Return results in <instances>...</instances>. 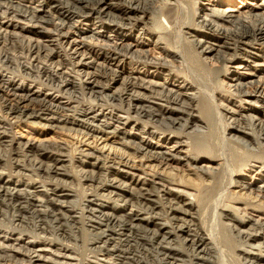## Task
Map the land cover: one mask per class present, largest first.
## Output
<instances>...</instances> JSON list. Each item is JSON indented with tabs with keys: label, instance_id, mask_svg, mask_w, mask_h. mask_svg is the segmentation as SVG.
Listing matches in <instances>:
<instances>
[{
	"label": "bare ground",
	"instance_id": "6f19581e",
	"mask_svg": "<svg viewBox=\"0 0 264 264\" xmlns=\"http://www.w3.org/2000/svg\"><path fill=\"white\" fill-rule=\"evenodd\" d=\"M229 262L264 264V0H0V264Z\"/></svg>",
	"mask_w": 264,
	"mask_h": 264
},
{
	"label": "rangeland",
	"instance_id": "374dc122",
	"mask_svg": "<svg viewBox=\"0 0 264 264\" xmlns=\"http://www.w3.org/2000/svg\"><path fill=\"white\" fill-rule=\"evenodd\" d=\"M184 11V12H183ZM179 12L180 13H178V17L180 18V20H183L184 21V19H186V11H185V8H184V10L181 8V10H179ZM183 13V15L184 16H182L181 14ZM181 16H182V18H181ZM192 65H195V66H193L192 67V69L194 70V73L196 74H194V76H196L200 81H202V82H204L205 84H206V82L208 83V74L202 69V68H200V67H197L196 66V64H193L192 63ZM195 77V78H196ZM207 80V81H206ZM222 127H223V124H222V126H218V128H217V133H216V135H218L217 137L218 138H216V142H217V146H221L222 145ZM228 264H234V263H231V262H229Z\"/></svg>",
	"mask_w": 264,
	"mask_h": 264
}]
</instances>
